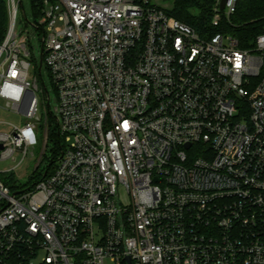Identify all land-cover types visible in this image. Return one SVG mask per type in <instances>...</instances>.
<instances>
[{
    "label": "built area",
    "instance_id": "1",
    "mask_svg": "<svg viewBox=\"0 0 264 264\" xmlns=\"http://www.w3.org/2000/svg\"><path fill=\"white\" fill-rule=\"evenodd\" d=\"M5 1L1 106L29 120L0 159H23L39 85ZM237 1L199 32L148 0H42L61 153L31 188L0 176V264H264V23L239 46Z\"/></svg>",
    "mask_w": 264,
    "mask_h": 264
},
{
    "label": "trees",
    "instance_id": "2",
    "mask_svg": "<svg viewBox=\"0 0 264 264\" xmlns=\"http://www.w3.org/2000/svg\"><path fill=\"white\" fill-rule=\"evenodd\" d=\"M171 7L165 8L164 10L174 16L176 19L188 24L195 30L202 32L208 31L213 32L211 29V6L214 0H170ZM29 4V11L31 13V20L26 16L25 20L27 22H32L34 24L35 30L29 34L35 36L36 31L40 32V40L42 42L44 28L42 25L38 24V20L41 17V3L42 0H27ZM20 7L24 10L23 1ZM8 22L7 6L5 0H0V43L2 42ZM264 23V0H238L237 7L234 14L230 17L229 21L226 22V27L230 34L234 36L239 46L245 47L250 44L252 39L262 31V25ZM30 51V50H29ZM40 58L43 60V55L40 54ZM33 53L30 51V61L32 63ZM40 61V59H39ZM33 71L34 74L38 73L44 90L47 89L44 80L42 78L41 70L38 71L39 62L33 60ZM53 85V84H52ZM54 88V86H53ZM55 90V88H54ZM45 92V91H44ZM46 102V99H45ZM45 125H46V144L45 148L41 154V161H44L43 168L38 170L34 168L32 175L30 176L29 182L22 186L14 184L15 180L13 175L10 173L7 178L1 180L15 192L17 189H27L31 188L38 180L43 177V171L48 168V172L52 169L55 162L57 161L61 153V141L58 135V126L55 115L51 113L50 107L45 106ZM51 145V149L48 151V147ZM52 161V164L48 166V163ZM10 172V171H9ZM12 183L10 184L9 181Z\"/></svg>",
    "mask_w": 264,
    "mask_h": 264
},
{
    "label": "rangeland",
    "instance_id": "3",
    "mask_svg": "<svg viewBox=\"0 0 264 264\" xmlns=\"http://www.w3.org/2000/svg\"><path fill=\"white\" fill-rule=\"evenodd\" d=\"M148 1L150 5H157L164 9L171 7L170 0H148ZM23 6H24V10L22 8H19L17 27L19 30H24V31L28 30L32 33L33 30H35L34 24L32 22H27L25 20V15H24V12H25L26 16L29 18V20H31V13L29 11V4L27 0H23ZM27 46H28V49L33 53V57L35 58V59H32V63L34 64L33 60H36L37 62H39L40 48H41V40H40L39 31H36L35 36L30 34V38L27 41ZM41 74H42V78L44 80L45 86L48 89L50 111L51 113L54 114L55 112L54 108L56 105V93L52 85L51 76H50L48 67L45 64V62H43L41 65ZM36 77L38 79V85H39V89L37 90V96L39 99L37 113L40 117V121H36L37 144L35 145L34 148L29 149L28 155L24 157L23 159H22L21 153H14L12 157L0 159V176L3 179H8L7 176L11 173L15 180L14 184L18 186L26 185L29 182L30 176L32 175L34 168L36 169L38 168V170H40L43 168V165H44V161L43 160L41 161L40 156L45 148L44 145L46 144L45 143L46 125H45V112H44L45 111L44 108L46 106V102H45L46 93L44 92L41 79L37 72H36ZM28 120L29 119H27V117L24 114L3 109V107L0 104V132H6V133L10 132L11 128L8 124H13L16 126H23ZM50 149H51V145L48 147V151ZM30 151L33 152L32 155L30 154ZM21 159L22 161H20ZM13 166L15 167L11 169ZM8 181L10 184H12L10 180ZM121 198L124 203L128 202V198L123 190L121 191Z\"/></svg>",
    "mask_w": 264,
    "mask_h": 264
},
{
    "label": "water",
    "instance_id": "4",
    "mask_svg": "<svg viewBox=\"0 0 264 264\" xmlns=\"http://www.w3.org/2000/svg\"><path fill=\"white\" fill-rule=\"evenodd\" d=\"M223 6H224V0H222L220 7L223 8ZM40 51L42 52V48L40 49ZM41 65H42V59L40 58L39 66H38V71L41 70ZM45 92L47 93V90H45ZM48 105H49V102L47 101V106H48ZM1 147H2V146L0 145V148H1ZM51 164H52V161H50V162L48 163V166H50ZM47 171H48V168H46V169L44 170V172H43V176L46 175Z\"/></svg>",
    "mask_w": 264,
    "mask_h": 264
},
{
    "label": "crops",
    "instance_id": "5",
    "mask_svg": "<svg viewBox=\"0 0 264 264\" xmlns=\"http://www.w3.org/2000/svg\"><path fill=\"white\" fill-rule=\"evenodd\" d=\"M0 104H2V100L0 99Z\"/></svg>",
    "mask_w": 264,
    "mask_h": 264
}]
</instances>
